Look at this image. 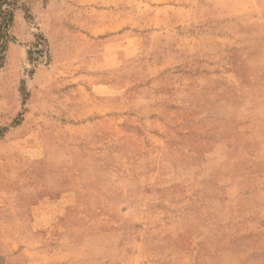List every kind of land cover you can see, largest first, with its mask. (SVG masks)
<instances>
[{
	"label": "rangeland",
	"instance_id": "obj_1",
	"mask_svg": "<svg viewBox=\"0 0 264 264\" xmlns=\"http://www.w3.org/2000/svg\"><path fill=\"white\" fill-rule=\"evenodd\" d=\"M14 14L0 264H264V0Z\"/></svg>",
	"mask_w": 264,
	"mask_h": 264
},
{
	"label": "trees",
	"instance_id": "obj_2",
	"mask_svg": "<svg viewBox=\"0 0 264 264\" xmlns=\"http://www.w3.org/2000/svg\"><path fill=\"white\" fill-rule=\"evenodd\" d=\"M17 4L18 0H0V61L4 59L7 33L13 25ZM2 134L3 131H0V137Z\"/></svg>",
	"mask_w": 264,
	"mask_h": 264
}]
</instances>
